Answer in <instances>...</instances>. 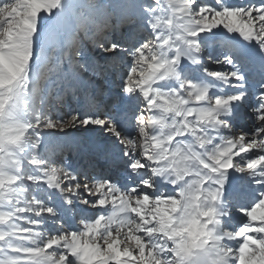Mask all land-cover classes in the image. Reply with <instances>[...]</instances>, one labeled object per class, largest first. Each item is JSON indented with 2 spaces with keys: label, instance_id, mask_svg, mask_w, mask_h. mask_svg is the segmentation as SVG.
<instances>
[{
  "label": "snow or ice",
  "instance_id": "6c2138e0",
  "mask_svg": "<svg viewBox=\"0 0 264 264\" xmlns=\"http://www.w3.org/2000/svg\"><path fill=\"white\" fill-rule=\"evenodd\" d=\"M0 264H264V0H0Z\"/></svg>",
  "mask_w": 264,
  "mask_h": 264
}]
</instances>
